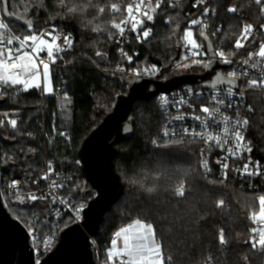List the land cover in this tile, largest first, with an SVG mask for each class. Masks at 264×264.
<instances>
[{
  "label": "trees",
  "instance_id": "1",
  "mask_svg": "<svg viewBox=\"0 0 264 264\" xmlns=\"http://www.w3.org/2000/svg\"><path fill=\"white\" fill-rule=\"evenodd\" d=\"M132 0H94V4L104 6L101 18L96 8H90L89 16H95L103 22L115 19L120 22L122 13H112L109 5L117 3L121 11ZM11 11L20 18L31 20L34 30L40 31L47 25L72 34V48L64 55L63 83L65 87L58 93L70 99L68 104L69 124L67 137L60 127L58 97L45 99V121L38 110L41 97L34 90L19 91L3 88L5 94L0 97V108L13 109L8 113L18 122L16 130L0 127V177L1 190L6 208L11 216L28 226V220L34 215L40 217L45 203L34 205L19 204L6 198L8 180L17 175L33 174L41 176L45 171V160L53 163V171L72 177L65 194H71L78 200L86 197L89 202L94 198L92 187L83 190L81 165L78 152L83 141L96 130L115 106V97L126 94L124 83L107 73L115 69L121 60L117 56L115 44L116 30L110 24L107 30L93 33L81 28L78 18L59 15L55 0H8ZM264 5L255 0H210L207 5L193 9L191 0H181L175 9L162 6L154 14L150 24L151 37L139 45V65L148 67L158 65L170 67L179 57L177 41L181 39L189 22L201 14L206 7L217 12L216 21L221 25L220 37L226 47L240 37L243 26L252 24V35L244 52L251 50L264 40V23L261 8ZM229 7H236V13H230ZM171 18V19H169ZM15 28L22 26L10 22ZM177 25L179 27H177ZM24 29H26L24 27ZM109 33L112 38L109 39ZM212 35V32H209ZM177 36V41L175 39ZM100 51L105 55L97 57ZM251 112L248 114L247 140L252 151L248 155L251 161L264 164V89L248 90ZM24 108L25 110H16ZM4 114L0 115V118ZM162 117L156 106V100L137 101L128 118L133 131L132 138L116 143L117 154L114 167L124 184V193L117 204L104 215L94 241L105 255L111 247L116 231L140 219L152 223L156 229V240L162 246L163 257H171L173 264H202L208 256L213 264H264V249L252 248L249 241L258 234L250 229L263 227L253 223L250 214L259 209L258 198L262 193L241 189L238 181L231 179L222 184L213 175L206 176L201 169V145L192 141L177 140L173 143L160 137ZM156 140V144H153ZM151 176L147 184H155L156 192L146 194L138 186L128 181L133 176L140 178ZM185 186V196L178 197L175 190L181 184ZM224 201V207L218 209L216 202ZM67 225V226H66ZM73 225L69 219L63 222V229ZM223 228L226 244L218 243V232ZM167 260V259H165Z\"/></svg>",
  "mask_w": 264,
  "mask_h": 264
},
{
  "label": "built area",
  "instance_id": "2",
  "mask_svg": "<svg viewBox=\"0 0 264 264\" xmlns=\"http://www.w3.org/2000/svg\"><path fill=\"white\" fill-rule=\"evenodd\" d=\"M151 2L153 6H155L156 0H151ZM209 2L210 0H206L204 4H200V5H197L196 7H193L195 0H191V6L193 9H197L200 6L207 5ZM131 3H133L134 5L135 3H139V0H132ZM144 4L147 5L148 0H144ZM179 4H181V0H163L162 6H168L171 9H175L176 7L179 6ZM206 8L209 9V14L206 17L203 15V11H202L201 14L197 15V17L195 18V19H200L201 24L191 26V31L193 32V38L196 39L197 43H200L203 45L201 51L207 52L206 56L196 57V58L206 60L212 56L209 51V46H208V42H210L214 48V51L223 50L226 53V55L229 52L235 53V55L228 56V58L233 61L232 64L230 65L223 64L224 65L223 73L227 78H228L227 76L228 72L232 71L233 69L237 70L238 73H241V74L245 70H247L248 72V76L240 75L239 78L237 79L238 88L234 89V92L236 93V95L232 97H227L226 95H224L223 90L226 89L227 87H219V89L216 90V91H219L221 98H223L225 101L223 105H220L221 112L217 114L216 119L219 121L223 119L224 117H228L232 121H235L237 119H240V120L247 119L248 120V114L251 112L249 111L250 105H249V99H248V93H249L248 90L249 89L256 90V88H249L247 86V83L249 79H257L259 81L260 76L264 75V58H260L254 55L253 60L249 61L248 64H244L243 61L248 59L249 52H252L254 54L258 53L259 45L260 43H264V40L258 42L251 50L244 52L242 49L245 48L252 33L250 36H248L247 40L242 39L240 35L239 38H241V42L244 44V47L240 49H236L234 47V44H235L234 43L233 49L229 50L226 47V43L224 39L220 37L222 27L216 21V16H217L216 10L210 7H206ZM144 10L145 8L144 6H142L141 13ZM121 13H122V19L125 18V16L127 15L126 9L121 11ZM155 13L150 12L149 14H152L154 16ZM262 14L264 16V11H262ZM133 15H138L139 18L146 20V17H143L142 15L136 13L135 6H133ZM0 20H3L5 23L9 25V34L19 36L21 39L25 35H31V34L40 35L41 32L51 31L53 27L56 29V32H54L53 35L57 33H59L60 35V39L56 43L60 45L61 47H64L65 50L63 52L56 53L54 49L55 63H52L51 61L48 60L46 49L45 51H42L41 53H39L38 57L34 55L33 58L36 59V62L38 65H39L40 59H43L49 63V69L51 70L52 75H53L54 89L56 93H59L61 89L65 87V84L62 81L64 73L63 71H61L60 67H62V69L66 67V65H64V55L70 50V49H67L66 46H64L63 37L70 33L63 31V30H59L54 25H47L46 27H44L43 29L37 32H35L34 27H32L31 30L25 27L26 28L25 32H22L19 35L12 30L10 26V22L6 20L4 13H3V4H0ZM151 23L152 22H146L145 27H151L150 26ZM205 23L208 25V27L203 30L206 32V34L209 37L208 41H204L203 38L200 37L199 35L202 25ZM189 25H190V22H189ZM217 27H219L221 30L217 32L215 36L211 35L209 32L213 33L214 31H216ZM0 31H3V30H0ZM70 35H71V38L74 40L72 34ZM6 38H7V35L5 36V39ZM41 38L48 40L50 43L52 42V38L50 35H44ZM149 38L144 40L142 43L138 42L136 39V34L127 31V27H126V32H125L124 37H120L118 33L115 39V44L117 46V56L121 60V63L115 69L107 73H111L112 76H115L117 78H122L125 80L166 81L174 76L193 72V71H190L191 68L184 70V69H177L175 66L176 62L180 61L181 57L187 54V49L184 47V41L182 39H179L177 41V47L180 52V57L175 63H173L172 66L161 67V66L156 65L157 68L160 69L157 75H153V76L141 75L139 79L133 77L130 69L143 67L139 65L140 64L139 63L140 50L138 46L146 42ZM7 47L16 48L18 47V43H14L13 45L7 46ZM120 49H123L125 53L132 56L133 59L131 63H129L127 61V58L121 54ZM25 51H28L31 53V48H27L25 49ZM255 60H259L261 61V63L258 64L256 68H253L252 63ZM217 61L219 62V57H217ZM181 62L190 63V60L181 61ZM194 67L198 68L199 66H194ZM121 68H123L124 70L121 71L120 70ZM40 72H41V80L39 82L41 84V87L39 89L30 88L28 91L34 90L41 97L42 104L41 106H39L38 110L42 111L43 119L45 121V99L47 98V95L44 94L43 92L44 79L42 75V72H43L42 65L40 66ZM3 88H4L3 86H0V92L3 91ZM11 88L15 89L16 91H23L22 86H15ZM258 88L264 89V87H258ZM188 89H192V92L189 93ZM216 91L210 88H197V87H194L193 85H184V87L182 86L180 89L174 90L170 93H162L163 95L167 96L169 99V104L167 106L161 104V102L158 99V97L161 95L159 94L155 98V100H156V106L158 108V111L161 117L163 118L161 122V128H160V137L164 141H177V140L182 139L184 141H192V142L199 143L201 145V150H202L201 169H202V172L206 176L210 178V176L215 175L220 182L223 181L221 182L222 184H226V185L231 179H234L238 181L239 187L241 189L251 191V192H256L258 194L262 193L264 191V164L259 162L260 173H261L260 175L249 176L247 174H241L245 163L249 164V168L251 171L256 172L257 170L256 164L258 161L249 160L248 159L249 152L246 151V148L249 147V142L247 140L248 124L240 129L242 132V135L244 136V140L241 141L239 149H237L236 147L235 140H230L229 143L225 145L224 149L222 150L219 146L215 144V142H206L204 139H201L198 136L184 134L182 132L183 128H188L189 133H193L195 131H202L200 122L193 119V117L196 115H199L202 117L206 116V114L201 113L199 111L200 106L201 105L214 106L211 104L210 98H211V95L216 94ZM181 99H184L185 103L183 105H180L179 108H177L176 106L177 102L180 101ZM229 104L231 105V107L228 106ZM12 110L13 109L0 108V115L10 112ZM16 110H25V109L20 108ZM177 115H183L185 118L183 120H175L174 117ZM12 119L13 118H11L8 115L7 116L3 115L0 118V120H3L4 124L0 127H9L10 130H16L18 128V122H17V127L15 129H13L11 125L8 123V121ZM249 122L250 121L248 120V123ZM166 128L169 129V131L175 129V131L178 134L175 136L164 137L162 133ZM220 132L221 133L223 132V125H221L220 127ZM212 134L216 135L217 133L213 131ZM228 148H232L233 152H228L227 151ZM203 161L208 162V169H204L202 167ZM217 161H220V162L218 163ZM249 161H251V163H249ZM49 162L51 161H49L48 159L45 160V171L41 176H37L33 174H23V175L21 174V175L13 176L8 180L7 185H6V198L9 200L15 201L20 204V202H18L15 198L17 190H13L9 188L10 182L13 180H17L19 181V188H18L19 194L24 196L25 198L24 202L21 204L34 205V204H39L42 202L46 204L45 206H43V209L40 210L42 213L40 217L34 215L30 220H28V226L24 225L26 229H28V227L31 226L35 230V235L38 238L36 243L41 247V249L43 248V245L42 243H40V241H42L43 238H46L47 236L53 233L55 234V240H54L53 245L48 250H42L39 253L34 251L35 245L29 239V242L31 243L30 246L32 249L33 259H34L35 264L37 260H39V262L41 263L55 249V247L58 245V242L60 240V235L62 233V230H64L63 222L69 219V217H71L73 214L69 204L61 203V200L69 201L70 204L74 206H79L80 203H84V202H86L87 205L88 203H90L87 201L85 196L78 200L71 194H65L64 192L68 189L69 182L72 181V177L64 173H61V172H54L52 162H51L52 168L50 171L48 167ZM223 163L228 164L227 170L222 168ZM225 171L227 172V179H224ZM45 175L48 176V179H42V177H44ZM52 181H55L56 185L58 186L52 187L51 186ZM94 193L96 192L94 191ZM29 194H35L37 197L42 196V197H45V199H36L34 201L29 200L28 199ZM82 217H83L82 220H80L79 222H72V223L81 224L85 217L84 212L82 213ZM58 228L61 229L59 232H57ZM91 249L93 253L94 264H109L107 253L105 255L102 254L101 250L95 243L94 238L92 237H91ZM165 264H167V260H165Z\"/></svg>",
  "mask_w": 264,
  "mask_h": 264
},
{
  "label": "snow or ice",
  "instance_id": "3",
  "mask_svg": "<svg viewBox=\"0 0 264 264\" xmlns=\"http://www.w3.org/2000/svg\"><path fill=\"white\" fill-rule=\"evenodd\" d=\"M206 0H195V3L193 4V7H196L197 5L204 4ZM163 3V0H156L155 6H152L151 0H148V4H144V0H139V3H129L126 7V13L127 15L125 18L121 19L120 22H116L115 19L111 20L110 26L112 29L118 30V33L120 37H124L127 31L131 33L136 34V39L138 42H143L147 38L150 37L152 34V28L151 27H145L146 22H154V16L151 13H155L157 9L161 8ZM255 3L258 5H261L262 0H255ZM0 4L5 5L3 8V12L5 16H13V13L9 11L7 4L8 0H0ZM133 6H135V10L137 14L142 15L143 17H146L145 19H141L138 17V15H133ZM144 6L145 10L141 13V8ZM110 10L112 13H120L121 8L118 6L117 3H111L109 5ZM106 8L104 6H101L98 10L96 9V12L99 14L97 18H101L103 14L105 13ZM228 11L230 13H236L237 8L236 7H229ZM261 11H264V6H262ZM209 14V9L204 8L203 15L206 17ZM171 19V18H169ZM201 20L200 19H193L190 21V25L188 28L184 30L183 36L181 39L184 41V47L187 49V54L183 55L181 57L180 61L176 62V68L177 69H190L194 66H202L205 70L211 71L213 69V65L217 62V57H219V63L222 64H232L233 61L228 58L230 55H235L234 52H229L227 55L223 50L213 51L212 56L208 59H198L196 57H204L207 55V52L201 51L203 45L200 43H197L196 39L193 38V32L191 31V26L193 25H200ZM27 28L29 30L32 29L33 25L31 20L26 21ZM177 27H179L177 25ZM208 25L205 23L202 25V28L199 32L200 37L203 38L204 41H208L209 37L206 34V32L203 30L207 28ZM260 27L264 29V24H261ZM0 86H3L5 88L15 87V86H22L23 91H28L30 88H37L39 89L41 87V84L39 82V78L41 76L40 72V66L43 67V79H44V87L43 92L44 94H52L53 89L50 86L49 81V63L43 59L39 60V65L36 62V59L33 58L35 55L36 57L39 56V53L42 51H47V57L48 60L52 63H55V57H54V49L56 53L63 52L65 50L64 47H61L56 42L60 39L59 33L53 35L54 32H56V29L53 27L51 31H44L41 32L40 35L31 34V35H25L22 39L19 36L11 35L9 34V25L5 23L3 20H0ZM93 33H100L103 30H96V29H90ZM221 29L219 27L216 28V31L212 33L213 36L216 35L217 32H219ZM253 31V25L252 24H245L243 26V31L241 33V38L244 40L248 39V36L251 35ZM7 35V38L5 39V36ZM44 35H50L52 38V42L50 43L48 40L43 39ZM112 38V33H109V39ZM241 38H238L235 41L234 47L236 49H240L244 47V44L241 42ZM31 42V43H29ZM14 43H18V47L12 48L7 47L11 46ZM63 44L66 46L67 49H71L73 45V39L71 38V35H65L63 37ZM31 48V53L28 51H25V49ZM209 50L211 51V44L209 43ZM120 52L122 55H124L127 58V61L129 63L132 62V56L128 55L123 51V49H120ZM97 57H100L102 55H105L104 53L97 51L95 53ZM255 56H258L260 58H264V43H260L259 45V51L258 53H248V59L244 60V64H248L249 61L253 60ZM182 63L181 61H189ZM261 61L255 60L252 63V67L256 68L258 64H260ZM121 71L124 69L121 68ZM131 74L133 77L139 79L141 75L144 76H153L157 75L160 71L159 68H157L156 65H150L148 67H142V68H132L130 69ZM240 75L248 76L247 70H245L242 74L238 73L237 70L233 69L232 71L228 72L227 76L229 78H225V76L220 72H215L212 77L206 81L205 83L207 86L216 91L219 89V86L221 85H227L228 87L223 90L224 95L227 97H232L236 95L234 92V89L237 86V79ZM166 78V77H165ZM247 86L249 88H258V87H264V75H261L259 78V81L257 79H249ZM19 90V89H18ZM188 92L191 93L192 89H188ZM5 93L0 92V97H2ZM64 99L70 103V99L67 97V95L64 96ZM159 101L162 105L167 106L169 104V99L167 96L161 94L158 97ZM211 104L214 106H204L201 105L199 111L201 113L206 114L205 117L196 115L193 117L196 121L200 122V126L202 127V131H195L193 133H189L188 128H183L182 132L184 134L189 135H195L200 137L201 139H204L206 142H215L217 146H219L222 150L224 149L225 145L229 143L230 140H235L236 147L239 149L241 141L244 140V136L242 135L241 128L246 126L248 124L247 119H237L235 121L230 120L228 117H224L221 120H217L216 116L221 112L220 105H223L225 103L224 99L221 98V95L219 94V91H216V94L211 95ZM185 103L184 99H181L177 102V108H179L180 105H183ZM231 107V105H228ZM251 107H249V111H251ZM5 116L8 115V113H4ZM185 117L183 115H177L174 117L175 120H183ZM8 123L11 125L13 129L17 127V121L15 119L9 120ZM4 124L3 120H0V126ZM223 125V132H220V127ZM214 126V127H213ZM215 131L217 134L213 135L212 132ZM178 133L175 131V129L169 131V129H165L162 133L164 137L169 136H175ZM60 136L67 137V134L65 132H60ZM169 143H173L175 141H168ZM157 142L156 140H153V144L155 145ZM250 143V142H249ZM228 152H233L232 148L227 149ZM247 152H251L252 149L250 147L246 148ZM218 163L220 161H217ZM77 164L80 163V161H76ZM251 163V161H249ZM49 170L51 171L52 165L51 162H49ZM202 167L204 169H208V162L203 161ZM222 168L227 170L228 164L223 163ZM256 172H253L249 168V164L245 163L242 173L241 174H247L249 176L252 175H260V167L259 162L256 164ZM42 179H48V176L45 175L42 177ZM159 179V176L158 178ZM224 179H227V172H224ZM36 182V181H34ZM223 182V181H221ZM52 187H57L55 181H52L51 184ZM9 188L13 190H17L16 192V200L20 203L24 202V196L19 194L18 188H19V181L13 180L9 184ZM175 194L178 197H184L185 196V186L182 183L179 187L176 188ZM90 195L98 196V193H92ZM0 197H3V193H0ZM29 200H36V199H45V197H37L35 194H29L28 196ZM259 213H251L250 219L253 221V223H256L257 221L264 222V195H261L259 198ZM61 203H68L71 210H72V216L69 217L70 222H79L82 220V213L84 212L85 208H87V203H80L79 206L71 205L69 201L61 200ZM224 201L219 200L216 202V207L218 209L223 208ZM67 226V225H66ZM61 229H57V232H59ZM28 235L29 239L33 242L35 245L34 251L39 253L42 250H48L54 243L55 240V234H51L47 236L46 238H43L40 243H42L43 248L36 243L38 238L35 235V230L29 226L28 229ZM250 232L258 234V239L253 237L249 243L251 244L252 248L260 247L261 249H264V229H256L252 228L250 229ZM118 241H120L118 246ZM218 243L220 245L226 244L225 239V233L223 231V228H221L218 232ZM107 258L109 261V264H165V259H167V264H172L171 257H163L162 255V246L160 243L156 240V229L154 228V225L152 223H145L140 219H136L133 223L128 224L126 227L121 228L120 230L116 231L114 234V238L111 240V247L107 250ZM212 257L208 256L205 261L202 262V264H211ZM36 264H40L39 260H37Z\"/></svg>",
  "mask_w": 264,
  "mask_h": 264
},
{
  "label": "water",
  "instance_id": "4",
  "mask_svg": "<svg viewBox=\"0 0 264 264\" xmlns=\"http://www.w3.org/2000/svg\"><path fill=\"white\" fill-rule=\"evenodd\" d=\"M7 7L11 11L9 2ZM11 12L13 13L11 17L4 15L7 21L27 27L28 20ZM213 51L211 44V55ZM199 69H201L199 73L189 72L166 81L118 78L120 82L128 85L127 93L115 97L116 103L111 113H108L96 130L94 129L83 141L78 152L84 179L83 190L90 186L99 195L89 201L81 224H73L62 230L58 245L40 264H94L91 237L94 238L100 232L104 215L117 204L125 189L114 167V158L117 154L115 144L133 136L132 127L128 122L133 105L137 101L153 100L159 94L170 93L184 85L209 88L205 82L215 72L224 75V65L218 61L211 71L205 70L202 66H199ZM225 78L227 79L226 76ZM1 185L0 177V193ZM30 244L26 227L11 216L3 198L0 197V264H35Z\"/></svg>",
  "mask_w": 264,
  "mask_h": 264
},
{
  "label": "clouds",
  "instance_id": "5",
  "mask_svg": "<svg viewBox=\"0 0 264 264\" xmlns=\"http://www.w3.org/2000/svg\"><path fill=\"white\" fill-rule=\"evenodd\" d=\"M55 4L58 9H63V12L58 13L59 15L78 18L81 28L106 31L107 25L111 23V20L99 22L95 16H89L90 8L95 7L98 10L101 7L98 4H94V0H55ZM150 176L153 179L158 178L157 174H145L140 178L133 176L128 182L138 186L146 194L151 195L156 192L157 188L155 184L146 183Z\"/></svg>",
  "mask_w": 264,
  "mask_h": 264
},
{
  "label": "rangeland",
  "instance_id": "6",
  "mask_svg": "<svg viewBox=\"0 0 264 264\" xmlns=\"http://www.w3.org/2000/svg\"><path fill=\"white\" fill-rule=\"evenodd\" d=\"M152 6H153V4H152ZM154 7V6H153ZM11 26V28H12V30L14 31V32H16L17 34H21L22 32H25V30L26 29H24V26H22V28L21 29H19V28H15V27H13L12 25H10ZM35 32H37L36 30H35ZM117 34H118V30H116V36H117ZM175 39H176V41H177V36H175ZM190 71H193V72H198L199 73V71H200V69H199V67L197 68V67H192L191 68V70ZM41 80V76H40V79H39V81ZM49 81H50V86L52 87V89H53V92H52V94H46L47 95V97H52V96H54V94L56 93L55 92V89H54V81H53V75H52V72H51V70L49 69ZM125 84V86H126V89H127V91H128V85L126 84V83H124ZM16 92H19V91H16ZM127 93V92H126ZM58 98V110H59V112H60V123H59V125H60V127H64L63 129H66L65 130V133H67V131L69 132V130H68V124H69V111H68V102L64 99V98H60L59 97V94L58 93H56L55 94ZM258 208H259V206H258ZM256 213L258 214L259 213V209L256 211ZM256 223H258V224H263L264 225V222H260V221H257ZM258 229H264L263 227H258ZM114 238V237H113ZM119 243H120V241H118V246H119Z\"/></svg>",
  "mask_w": 264,
  "mask_h": 264
}]
</instances>
